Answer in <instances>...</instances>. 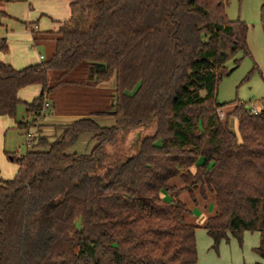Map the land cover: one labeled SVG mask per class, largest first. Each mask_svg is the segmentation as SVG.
Masks as SVG:
<instances>
[{
  "label": "trees",
  "instance_id": "16d2710c",
  "mask_svg": "<svg viewBox=\"0 0 264 264\" xmlns=\"http://www.w3.org/2000/svg\"><path fill=\"white\" fill-rule=\"evenodd\" d=\"M69 9L56 31L31 30L33 45L53 41L48 58L21 69L0 61V116L23 103L32 118L16 127L27 132L78 66L90 84L112 81L113 103L51 124L50 137L38 125L29 149L10 157L17 170L0 179V264H195V226L178 196L195 201L196 191L214 196L204 223L214 245L258 232L255 264H264V108L231 102L220 118L225 104L216 101L225 63L249 55L247 26L227 19L222 0H69ZM260 22L264 34V0ZM94 64L104 70L90 78ZM28 86L40 92L25 102L18 92ZM139 128L153 131L133 154L108 152L119 132ZM84 135L90 151L69 152ZM174 178L183 185H169Z\"/></svg>",
  "mask_w": 264,
  "mask_h": 264
},
{
  "label": "rangeland",
  "instance_id": "374dc122",
  "mask_svg": "<svg viewBox=\"0 0 264 264\" xmlns=\"http://www.w3.org/2000/svg\"><path fill=\"white\" fill-rule=\"evenodd\" d=\"M225 14L230 21H239L247 26L246 46L248 56L238 53L235 59H239L237 65L233 59L225 63L228 75L223 76L217 83L216 101L225 104L221 111L224 113L231 109V102H240L256 111L264 108V34L260 22V7L263 0H222ZM26 1L9 2L16 14L23 15L33 9ZM3 9L0 3V10ZM14 17V16H13ZM23 20L20 17H6L0 13V37H5L7 52H0V61L9 64L15 69H21L31 61L37 60V55H45L48 58L53 51L52 40H38L37 45L31 46L29 30L21 28ZM57 72L49 74V86L55 84ZM68 82L47 96L48 110L44 117L38 118L35 125L29 126L30 135L38 134V125H41V134L51 136L53 128L51 124L72 122L75 117L87 114L89 111L111 109L113 103L114 87L112 81L90 84L83 66H78L71 73L64 76ZM37 96V95H36ZM30 102L31 95L21 97ZM22 100V101H23ZM224 115V114H223ZM58 116H71L61 119ZM32 115L27 116L25 105L20 103L15 110L14 117L0 116V178L9 180L16 174L17 167L10 160L11 156L23 155L29 147L26 146V130L16 127L17 122L30 121ZM98 125L110 127L112 118L93 117ZM230 130L236 132L234 126ZM153 129H134L118 133V143L114 147H108V152L115 158H123L136 151L141 137L150 135ZM51 140V138H49ZM95 145L90 135L82 136L69 152L87 154ZM169 185L181 187L183 184L179 178H174ZM165 200L169 195L162 193ZM195 201H192L187 192H181L178 199L188 209L186 222L195 226V246L197 260L195 264H255L262 259L255 253L254 248L259 245L258 232H243L240 239L228 235V239L221 240L214 245L212 238L204 229L205 220L214 216L216 207L214 196L208 195L202 200L198 192H194ZM77 225V223H76Z\"/></svg>",
  "mask_w": 264,
  "mask_h": 264
},
{
  "label": "crops",
  "instance_id": "0c3cea01",
  "mask_svg": "<svg viewBox=\"0 0 264 264\" xmlns=\"http://www.w3.org/2000/svg\"><path fill=\"white\" fill-rule=\"evenodd\" d=\"M27 5H32L33 9L21 14H16L15 10L10 7L9 2L2 3L3 9L0 10L1 15L6 17H20L23 20L21 24V28H24L25 31L29 30V36L32 43L31 30L38 34H44L49 32H54L58 29L59 25L63 22L67 21L70 18V9H69V0H26ZM14 16V17H13ZM0 39H4L5 37H0ZM6 43V40H5ZM7 45V44H6ZM37 44L31 46L35 47ZM41 55V54H40ZM37 55V60L31 61L28 65L37 64L40 61L45 59V55H42V59H39ZM90 72V71H89ZM93 74L90 73V78H92ZM40 89L38 86H28L21 89L18 92V98L23 100L21 97H27V95H31V99L38 96ZM37 95V96H36ZM25 101V100H23ZM26 102V101H25ZM71 116H58L61 119H68ZM229 125L234 126V129H237V120L234 118L229 119ZM28 133V131L26 132ZM2 179V178H0ZM4 180V179H3Z\"/></svg>",
  "mask_w": 264,
  "mask_h": 264
},
{
  "label": "built area",
  "instance_id": "2783aa9c",
  "mask_svg": "<svg viewBox=\"0 0 264 264\" xmlns=\"http://www.w3.org/2000/svg\"><path fill=\"white\" fill-rule=\"evenodd\" d=\"M38 57H39V59H42V55H39ZM48 108H49V103L45 102L43 104V108H42V116H44V113L46 110H48ZM250 112L255 113L256 110L253 107H251ZM217 113H218V116L220 118L223 117V112L221 110H217ZM41 119H42V117H41ZM31 143H32V135H30L29 133H26V146L29 147L31 145Z\"/></svg>",
  "mask_w": 264,
  "mask_h": 264
},
{
  "label": "water",
  "instance_id": "95a60500",
  "mask_svg": "<svg viewBox=\"0 0 264 264\" xmlns=\"http://www.w3.org/2000/svg\"><path fill=\"white\" fill-rule=\"evenodd\" d=\"M104 70V66L101 64H94L91 68H90V73L94 74V72H98V71H102Z\"/></svg>",
  "mask_w": 264,
  "mask_h": 264
}]
</instances>
